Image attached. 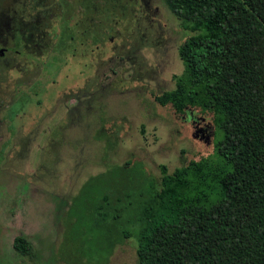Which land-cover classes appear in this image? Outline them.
<instances>
[{
    "label": "rangeland",
    "instance_id": "obj_1",
    "mask_svg": "<svg viewBox=\"0 0 264 264\" xmlns=\"http://www.w3.org/2000/svg\"><path fill=\"white\" fill-rule=\"evenodd\" d=\"M68 1L73 42L58 55L59 0H0V264H135L130 237L105 263H68L71 246L94 250L65 234L72 196L107 167L138 162L157 183L159 165L171 172L212 149L211 113L154 100L173 88L192 34L164 2Z\"/></svg>",
    "mask_w": 264,
    "mask_h": 264
},
{
    "label": "trees",
    "instance_id": "obj_2",
    "mask_svg": "<svg viewBox=\"0 0 264 264\" xmlns=\"http://www.w3.org/2000/svg\"><path fill=\"white\" fill-rule=\"evenodd\" d=\"M162 1L192 34L177 49L173 88L154 100L211 113V152L171 172L159 165L157 183L138 162L88 176L70 199L65 234L94 250L71 246L63 257L105 263L130 237L135 264H264V0ZM69 16L58 55L72 45ZM12 247L30 254L22 236Z\"/></svg>",
    "mask_w": 264,
    "mask_h": 264
},
{
    "label": "flooded vegetation",
    "instance_id": "obj_3",
    "mask_svg": "<svg viewBox=\"0 0 264 264\" xmlns=\"http://www.w3.org/2000/svg\"><path fill=\"white\" fill-rule=\"evenodd\" d=\"M59 2H60V4H61V6H62V13H61V15H60V19H61V16H62V14L64 13V12H66V11H69L70 12V16H72V14H73V12H74V9H75V5H73L72 4V2L71 1H68V0H59ZM48 5H50L49 3L47 4V5H45L46 7H49ZM87 8V7H86ZM69 16V19H68V25H71L70 24V17ZM59 32H60V20H59ZM73 35H74V32H73ZM58 39H59V36H58ZM57 39V40H58ZM57 40H56V42H57ZM72 42H73V37H72Z\"/></svg>",
    "mask_w": 264,
    "mask_h": 264
}]
</instances>
